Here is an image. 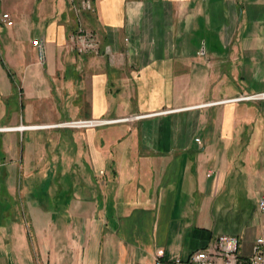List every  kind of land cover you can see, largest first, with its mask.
Returning <instances> with one entry per match:
<instances>
[{"label": "crops", "instance_id": "crops-1", "mask_svg": "<svg viewBox=\"0 0 264 264\" xmlns=\"http://www.w3.org/2000/svg\"><path fill=\"white\" fill-rule=\"evenodd\" d=\"M80 1L0 0V126L116 120L0 132V264H155L254 240L264 99L235 98L264 91V0ZM79 27L97 53L71 49Z\"/></svg>", "mask_w": 264, "mask_h": 264}, {"label": "built area", "instance_id": "built-area-1", "mask_svg": "<svg viewBox=\"0 0 264 264\" xmlns=\"http://www.w3.org/2000/svg\"><path fill=\"white\" fill-rule=\"evenodd\" d=\"M91 10L89 0H82L77 3L75 10ZM3 19L8 18V14H2ZM71 49L79 53H97L99 50V37L95 31L79 27L76 32L69 36ZM32 44L41 49L39 40L35 39ZM237 100H262L264 91L241 94ZM121 120V119H120ZM116 120L97 119V118H74L63 120L50 124V128H91L103 124H110ZM32 125H25L29 128ZM19 127V126H18ZM17 127H0V132L8 131ZM198 140V139H196ZM256 210L262 215V225L260 232L253 240L251 253L244 258L239 253L240 237L238 235L220 234L214 242L201 249H197L186 258L176 257L171 261L160 260L156 258L155 264H264V190L259 194L256 200Z\"/></svg>", "mask_w": 264, "mask_h": 264}, {"label": "rangeland", "instance_id": "rangeland-1", "mask_svg": "<svg viewBox=\"0 0 264 264\" xmlns=\"http://www.w3.org/2000/svg\"><path fill=\"white\" fill-rule=\"evenodd\" d=\"M32 126H36L38 128V127H49L50 125L49 126L48 125H32ZM0 127H3V126H0ZM66 129H68V128H66ZM80 129H82V128H80ZM252 241H253V239H252V236H250V234H245L244 237L240 238L239 253L244 258H247L251 253Z\"/></svg>", "mask_w": 264, "mask_h": 264}, {"label": "bare ground", "instance_id": "bare-ground-1", "mask_svg": "<svg viewBox=\"0 0 264 264\" xmlns=\"http://www.w3.org/2000/svg\"><path fill=\"white\" fill-rule=\"evenodd\" d=\"M27 127L25 126H19L16 129H26ZM29 128H37L36 126H30Z\"/></svg>", "mask_w": 264, "mask_h": 264}]
</instances>
